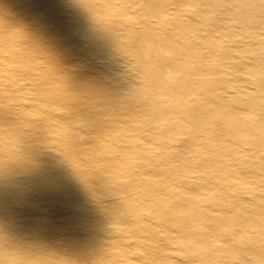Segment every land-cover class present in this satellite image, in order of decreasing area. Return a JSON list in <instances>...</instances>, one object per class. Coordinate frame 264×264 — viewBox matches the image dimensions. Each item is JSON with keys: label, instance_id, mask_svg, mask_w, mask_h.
Masks as SVG:
<instances>
[{"label": "bare ground", "instance_id": "1", "mask_svg": "<svg viewBox=\"0 0 264 264\" xmlns=\"http://www.w3.org/2000/svg\"><path fill=\"white\" fill-rule=\"evenodd\" d=\"M60 1L63 16L61 22H57V28L61 30L62 26L67 31V37L75 38L78 51L72 57L78 56L76 69L79 70L72 72L70 66L67 70L63 69L65 75L60 85L63 84L64 88L59 100L67 103L68 111L71 109L70 106H73L75 112L80 115L84 122H82L84 133L89 138H92L91 134L93 135L91 140L98 146L97 151L103 146L115 147V150L120 147L121 152L113 156L117 158L127 154V151L130 152L131 147L135 145L151 143L163 145L183 137L194 142L200 138L211 142H226L229 145L214 151L216 155L224 156L236 149L233 143L239 145L246 138L255 137L262 132L264 105L261 104L259 97L261 81L254 34L258 20H255L257 16L254 17V14L256 9L262 7L263 0ZM49 2L50 9L52 7L51 1ZM3 3L6 1L0 0V5ZM16 9L18 8L12 4L3 7L0 13L10 21L24 18L22 13L18 14L15 11ZM17 14L20 17H16ZM33 25L34 22H31L28 28L33 29ZM240 28L245 32L241 35L240 41L234 40L236 34L233 33ZM232 42L237 44L234 45ZM72 60H68L65 65ZM69 75L72 77L69 78ZM176 88L189 90L184 95L194 99L193 108H187L191 100L187 98L184 102L174 105L161 104L159 100L165 95L172 94ZM198 89L205 90L206 96L196 98L195 92H198ZM56 97L54 99L57 101ZM73 98H76L78 103L71 105L69 100ZM30 100L32 105L39 102L37 96ZM10 107L3 110L2 116L0 106V264H19L30 257L25 253L26 250L39 252L37 248H30L19 242L15 245L22 251L26 248L23 255L27 256L17 252L11 253V249H15L16 246L10 237L12 227L5 222L8 212L29 211L28 208L21 210L19 207L23 201L29 203L33 201L30 194L38 196L45 208L63 203L68 211L73 210L75 194L81 196L90 188L93 191L98 183H103L106 187L109 198L113 197L110 192L113 188L108 186L109 178L99 174L95 180L90 178L89 181L93 184L87 183L90 172L83 170L78 164H74L75 167L72 168L69 165L72 160L56 161L54 153L50 151L52 146L49 140L41 141L36 149L34 147L33 151H30L32 159L21 163L20 159L26 152L12 150L10 144L13 137L21 139L22 133L29 128L23 125L15 126L10 116L13 107ZM17 110L19 108L13 111ZM67 118L76 124L72 116L67 115ZM27 122L32 126L30 129L32 134L37 135L35 131L37 129L41 130L39 134H44V129L40 125L41 128L37 129L33 125V122L40 123V119L36 121L29 119ZM8 123L12 125L8 126ZM5 132L10 135L9 139L5 140L6 149L3 140ZM46 132L51 133V130ZM65 147L66 143H56L53 149L61 150L68 156L65 153L68 150H63ZM188 150V146L184 147L177 154L187 153ZM201 150L207 153L206 150ZM93 155H99V158L102 156ZM38 161L41 164L37 166L35 163ZM250 171L246 168L243 171H224L225 177L230 178L228 184H225V189L221 190L216 184L213 187L214 191L210 193L214 195L216 201L228 196V205L233 207L241 205L249 214L252 212L253 217L260 218L259 213L264 209V201L256 203L251 198L243 196L252 193L259 197L264 192V189L261 191L258 188L262 183L254 185L251 181H241L243 178L240 176L256 173L254 169L253 172ZM258 177L264 178V174ZM191 178L193 179L192 176ZM254 178L258 179L257 176ZM174 179L175 182L165 180L163 184H167L163 188H149L143 194L145 196L143 200L147 199L149 193L161 196V199H156L157 196L150 197L147 202L156 200L163 204L160 211L162 214H158L157 218L165 223L171 221L163 230L177 233L178 237L183 239L182 242H186L182 247L177 245L173 248L182 254L183 248L189 249L193 243L194 229L190 218H184L185 216H182L184 213L179 212L183 210L182 205L188 199V195L181 194L183 193L181 191L190 192L196 182L192 181L187 173L177 174ZM24 181L31 186L21 187ZM206 184H209L207 179ZM173 194L177 198L173 197ZM167 196H172L169 201ZM118 203L120 206L121 203ZM121 213L118 217L112 216L113 221L109 222L115 230H121L123 225L117 221L141 216L138 211L130 215ZM79 215L83 216L85 213L73 210V216H70L72 222L79 221ZM170 216L172 217L169 218ZM220 222L219 219L214 220L207 230L212 232ZM88 233L86 232V236ZM153 233L156 232L151 231L150 234ZM70 235L72 239L78 236ZM251 240L249 245L260 250L254 252L255 256L257 258L262 256L264 241L260 240V237ZM44 242L46 243H41L43 245L40 247L41 252L49 248H60V245H51L50 240ZM124 245L122 243V247ZM144 248L147 252L151 247L145 244ZM59 251L62 252V249ZM160 251L156 249L154 256H162L163 252ZM42 260L46 261L45 264L57 263L56 255H52L51 258L46 255L45 260ZM259 260L262 261L261 258Z\"/></svg>", "mask_w": 264, "mask_h": 264}, {"label": "rangeland", "instance_id": "2", "mask_svg": "<svg viewBox=\"0 0 264 264\" xmlns=\"http://www.w3.org/2000/svg\"><path fill=\"white\" fill-rule=\"evenodd\" d=\"M5 1V4L0 5V12L3 7L13 4L18 8L15 11L22 13L24 18L10 21L0 13V106H2V116L3 110L8 109L6 107L11 106L14 111L19 108L16 112L9 109L10 116L15 126L23 125L29 128L22 133V140L13 137L10 149L26 152L20 159L22 163L24 160L32 159L30 151H33L34 147L36 149L41 141L49 140L52 146L50 151L54 153L56 161L72 160L69 164L72 168L75 167L74 164H78L83 170L90 172L87 183H90V178L95 180V177L103 174L110 180L108 186L113 188L110 191L113 194L112 198L107 195L103 183H94L96 185L93 191L90 188L86 195L75 194L73 210L85 213L83 216L80 214V219L76 222L70 219L73 210L68 211L65 204L58 203V206L45 208L38 196L30 194L33 201L30 203L23 201L21 206H18L21 210L28 208L29 211L8 212L9 215L5 218V222L13 229H10V237L14 245L22 242L25 246L39 250L35 252L30 249L25 252L26 248L22 251L15 245L16 248L11 249V253L17 252L23 255L25 252L30 256L19 264H45L46 261L42 259L45 260L46 255L50 258L56 255L57 263L54 264H256V260H258L257 264H264V253L258 257L262 259L260 262L254 254L255 251L260 250L249 245L254 237H260V240L264 241V209L259 213L261 217L255 218L252 212L249 214L241 205L234 207L228 205V196L216 201L214 195L210 193L214 191L213 187L216 184L221 190L225 189V184H228L230 178L225 177L224 171H243L245 168L251 170L250 172L254 169L256 173L240 176L243 178L241 181H251L254 185L262 183L258 188L261 191L264 189V178L258 177L264 174V127L262 126L259 135L246 138L239 145L233 143L236 149L234 148L231 153L227 152L228 154L224 156H218L214 151L229 145L226 142H211L201 138L194 142L183 137L163 145L152 143L135 145L131 147L130 152L127 151V154L117 158L113 156L121 152L120 147L115 150V147L103 146L97 151L98 146L91 140L93 135L91 134L92 138H89L84 133V122L80 115L75 112L73 106H70L71 109L68 111L67 103L59 100L64 88L63 84L60 85L65 75L63 69L67 70L70 66L72 72L79 70L76 69L78 56L72 57L78 51L75 38L67 37V31L62 26L61 30L57 28V22H61L63 16L61 1ZM49 1L52 7L50 9ZM73 6L76 7L75 4ZM18 14L16 17H20ZM254 17L258 20L254 34L261 81L259 97L261 104L264 105V3L260 9H256ZM31 22H34L33 29L28 28ZM244 32L242 28L236 30L233 34H236L237 38L235 36L234 40L240 41ZM70 59H73L72 62L67 63L66 66V62ZM72 76L69 75V78ZM187 91L189 90L176 88L172 94L163 96L159 101L162 105H174L184 102L187 98L191 99L187 108H193L194 99L184 95ZM195 94L196 98H203L206 96V91L198 89ZM36 96L39 102L33 106L30 98ZM69 102L71 105L78 103L76 98L70 99ZM67 115L72 116L76 124L70 122ZM28 116L33 121L41 120L40 123L33 122V125L36 129L42 127L44 134H39L40 129L35 130L37 135L31 133L32 126L27 122ZM10 125L12 124L8 123V126ZM49 130L51 133L46 132ZM3 135L6 149L5 140L7 141L10 135L6 132ZM56 143H66L63 150H68L65 153L69 158L61 150L53 149ZM187 146L189 149L187 153L177 154ZM200 149L206 150L207 153ZM93 154L102 156L100 155L99 158V155ZM38 164H41L40 161L35 163L37 166ZM13 166L14 164L11 165L12 168ZM26 167L25 170L28 169ZM181 173H187L189 178L196 182L190 192L181 191L183 192L181 194L188 195V199L182 205L181 210H183L179 212L184 213L182 215L185 216L184 218H190L194 229L193 243H190L189 249L183 248L182 254L173 248L177 245L182 247L186 242H182L183 239L181 240L177 233L163 230V227L169 226L171 221L165 223L157 218L158 214H162L160 211L163 204L156 200L147 202L150 197L157 196L156 199H161V196L157 193H149L147 199L143 200L145 197L143 194L149 188H163L167 184H163L165 180L175 182L174 177ZM256 176L258 179L254 178ZM206 179L209 180V184H206ZM24 182L21 187L31 186ZM81 182L84 184L83 181ZM172 196L175 197L174 194ZM172 196H167V200L169 201ZM243 196L251 198L256 203L264 201V192L259 197H255L252 193ZM118 202L121 203L120 206ZM135 211L141 216L117 221L123 223L121 230L111 227L112 223L109 222L113 221L112 216L118 217L120 212L130 215ZM216 219L221 222L210 232L207 228ZM251 221L254 223H250ZM68 222L69 224H66ZM238 222H241L240 225H236ZM151 231L156 233L151 235ZM86 232H89L87 236ZM70 234H78V236L72 239ZM46 240H50L51 245H60V248H49L41 252L40 247L43 246L41 243H46L44 242ZM122 243L125 244L124 247ZM145 244L151 247L147 252L144 248ZM153 246L158 251L161 250L163 255L154 256L156 249ZM61 249L62 252L59 251Z\"/></svg>", "mask_w": 264, "mask_h": 264}]
</instances>
